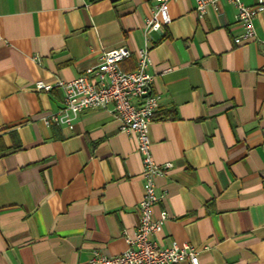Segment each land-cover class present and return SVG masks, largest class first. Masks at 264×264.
Here are the masks:
<instances>
[{
  "label": "crops",
  "instance_id": "crops-1",
  "mask_svg": "<svg viewBox=\"0 0 264 264\" xmlns=\"http://www.w3.org/2000/svg\"><path fill=\"white\" fill-rule=\"evenodd\" d=\"M157 0H0V264H91L126 248L139 219L142 162L110 109L44 124L63 105L37 90L126 46L136 65ZM253 5L256 0H241ZM170 22L148 34L152 156L167 219L154 235L199 250L198 264H264V10L242 44L233 5L172 0ZM178 264H190L182 261Z\"/></svg>",
  "mask_w": 264,
  "mask_h": 264
},
{
  "label": "built area",
  "instance_id": "built-area-1",
  "mask_svg": "<svg viewBox=\"0 0 264 264\" xmlns=\"http://www.w3.org/2000/svg\"><path fill=\"white\" fill-rule=\"evenodd\" d=\"M172 0H157L152 15L145 20V45L135 52L136 65L132 70H123L120 62L133 54L126 46L102 52L99 62L83 73L68 81L57 80L54 84L39 80L35 83L37 90L48 91L59 87L63 91V105L50 113L44 124H68L87 109H110L121 122V130L134 137L137 151L142 162L143 193L138 203L139 219L133 236L124 234L126 248L116 255H106L94 251L91 264H178L189 261L198 264L199 250L188 243H179L171 239L162 244L154 235L161 232L167 219L162 210L158 217L153 216V206L160 200L156 192L155 178L170 167L155 162L151 151L149 125L158 108L157 94L151 91L152 74L149 73V38L150 31H162L170 22L168 4ZM194 10L203 16L208 6L220 9L222 2L233 5L236 20L242 31L235 36V44H242L256 37L254 19L264 10V0H256L247 5L241 0H193Z\"/></svg>",
  "mask_w": 264,
  "mask_h": 264
}]
</instances>
